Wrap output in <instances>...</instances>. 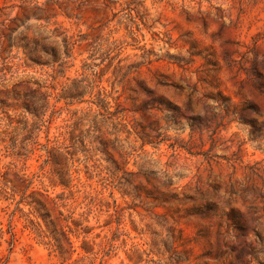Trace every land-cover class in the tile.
<instances>
[{
    "label": "rangeland",
    "instance_id": "1",
    "mask_svg": "<svg viewBox=\"0 0 264 264\" xmlns=\"http://www.w3.org/2000/svg\"><path fill=\"white\" fill-rule=\"evenodd\" d=\"M47 1L0 0V88L20 84L19 97L0 109L2 171L14 163L21 174L39 173L43 145H57L60 129L77 121L88 152L68 156L75 199L66 209L76 218L91 210L86 240L99 244L119 229L105 264H264V246L242 256L264 236V0ZM39 34L58 51L53 66L25 55ZM46 80L48 90L37 92L35 82ZM78 80L82 98L57 102ZM160 98L171 111H143ZM12 141L15 152L22 144L35 151L17 159ZM44 190L68 193L35 178L30 191ZM87 195L116 202L120 225L113 217L105 226L113 208L98 212ZM19 200H0L3 232V210ZM24 224L18 213L13 250L0 232V264H88L80 261L84 234L71 237L76 252L64 260Z\"/></svg>",
    "mask_w": 264,
    "mask_h": 264
},
{
    "label": "trees",
    "instance_id": "2",
    "mask_svg": "<svg viewBox=\"0 0 264 264\" xmlns=\"http://www.w3.org/2000/svg\"><path fill=\"white\" fill-rule=\"evenodd\" d=\"M54 2L55 0H48L46 2V6L52 7ZM42 10L45 11L47 8ZM14 22L15 20L12 21V23ZM11 27L12 25H9L8 27H4L2 29L3 37H10L7 32L12 30ZM72 39L73 37H71L70 40L66 39V49H68L69 45H74L76 43V41H72ZM23 48L28 60L36 65L53 66L60 60L57 49L46 45L45 39L42 38L40 34L38 37L35 36L32 39H27V43L23 46ZM49 51L52 54H50ZM84 83L85 80H78L73 81L71 86H64L57 102H60L61 100L73 101L79 99L80 97L82 98L81 89L84 88ZM35 84L38 86L37 92L41 89L48 90L49 88L47 86V80L42 83L35 82ZM19 86L20 84L13 85L12 88H0V109L10 107L8 101L19 97ZM85 88L88 87L85 86ZM51 95L52 94L48 93V91L42 93L44 105H46V102ZM23 104L30 109L35 107L33 103L30 104L26 101ZM66 104L69 103L66 102ZM169 105L170 104H165L162 98L153 99L147 104V106H144L143 111L149 112L153 109L159 110L162 106L165 107L162 109L171 111V107ZM55 112L56 106L53 107L52 116ZM76 125L77 121L60 129L59 134L55 137L56 143H60V145L57 144L50 146V140L47 141V145H43L44 154L40 155V158L45 157V159L43 160L39 173L34 174L32 177L21 174L22 170H18L14 163H10L4 167V171H2V167H0V178L3 183V186H0V200L4 199L9 201L11 199L12 201H15L16 196L20 197V200L17 201V206L14 210L9 211L10 207H6L3 210L9 216L8 230L7 232L0 230V232L1 235L4 233H8L10 235V239L6 242L9 244L10 250H13L17 241V233L14 231L15 228L13 226V222L19 213L20 218L25 219L24 229L35 233L42 240L47 239V244L51 245L52 248H54V252L64 260H69L70 255L73 252H76L71 237L79 238L84 234V240L82 241L80 249L83 251L85 256L82 257L80 261L83 263L88 262V264H105L106 258L110 256L111 252L115 249L114 242L119 238V229L117 228V231L113 233L111 237H106L105 241H101L99 244H97L95 240H86V235L90 234L93 230V227L84 226V223L88 221L87 217L89 216L91 210L88 209L87 212L81 213L79 218H76L75 210L66 209L69 201L75 199V193L70 190L71 174L69 173L68 162L73 156L79 153L88 152L85 140L86 136L82 135V133H80V135L76 134ZM3 142H5V140H3ZM147 143L151 142H144L143 147ZM10 148L13 150L10 155L16 157L17 159H23L24 157H27L28 154L35 151V148L28 150L27 145L24 146V144H22V151L15 152L14 150L17 146L14 141H12ZM115 151L119 155L122 164L127 165V160L124 155L117 149ZM68 156L72 157L69 158ZM113 164L115 168L118 169L119 164L117 162H113ZM35 178L39 179V181L40 179L46 178L50 185L55 188L59 186L66 189L68 188V193L63 191L58 195L51 196L47 190H44V192L30 191ZM87 200L89 201L87 205H95L98 212H102V207L104 206L108 209L107 212L110 211V208H113L114 212L110 214V220L105 223V226L113 224V217H115L117 225H120V210L116 202L111 205L110 203L104 202L102 199H98L97 197H92L91 195L85 196L83 202ZM22 205L28 207L29 211L24 212L23 208H21ZM222 215L224 217H232L233 219L237 218L233 211L230 215L223 210ZM98 237H100V235H97V238ZM258 239L259 240H256L255 242L249 243L247 245L248 249L245 247L243 248L242 256L244 258L261 251V248L258 247L259 245L264 246V236L258 235ZM250 262L251 259L246 261L244 264H249Z\"/></svg>",
    "mask_w": 264,
    "mask_h": 264
}]
</instances>
